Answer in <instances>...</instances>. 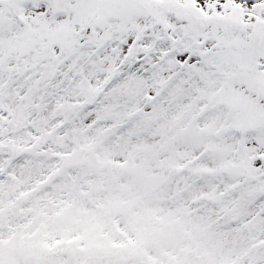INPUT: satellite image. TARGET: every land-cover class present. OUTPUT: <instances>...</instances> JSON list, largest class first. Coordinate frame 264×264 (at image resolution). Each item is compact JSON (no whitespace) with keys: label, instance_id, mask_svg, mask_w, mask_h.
Masks as SVG:
<instances>
[{"label":"snow or ice","instance_id":"snow-or-ice-1","mask_svg":"<svg viewBox=\"0 0 264 264\" xmlns=\"http://www.w3.org/2000/svg\"><path fill=\"white\" fill-rule=\"evenodd\" d=\"M0 264H264V0H0Z\"/></svg>","mask_w":264,"mask_h":264}]
</instances>
